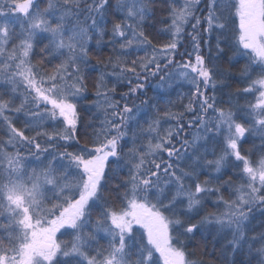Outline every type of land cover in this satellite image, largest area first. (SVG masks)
<instances>
[{
  "label": "snow or ice",
  "instance_id": "6c2138e0",
  "mask_svg": "<svg viewBox=\"0 0 264 264\" xmlns=\"http://www.w3.org/2000/svg\"><path fill=\"white\" fill-rule=\"evenodd\" d=\"M0 264H264V0H0Z\"/></svg>",
  "mask_w": 264,
  "mask_h": 264
}]
</instances>
